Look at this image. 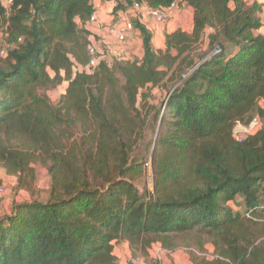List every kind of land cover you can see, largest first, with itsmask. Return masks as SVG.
<instances>
[{"label":"trees","instance_id":"trees-1","mask_svg":"<svg viewBox=\"0 0 264 264\" xmlns=\"http://www.w3.org/2000/svg\"><path fill=\"white\" fill-rule=\"evenodd\" d=\"M104 1L117 18L133 4ZM263 3L185 0L193 29L164 48L133 18L141 55L105 45L89 72L93 0H0V171L31 197L0 211V264H118L122 243L137 260L158 244L192 264H264Z\"/></svg>","mask_w":264,"mask_h":264},{"label":"built area","instance_id":"built-area-1","mask_svg":"<svg viewBox=\"0 0 264 264\" xmlns=\"http://www.w3.org/2000/svg\"><path fill=\"white\" fill-rule=\"evenodd\" d=\"M132 1V6L130 8L131 14L121 13L120 16L115 20L114 23L104 27L103 21L97 11L93 13L90 21L87 24V28L90 31V44L88 46V51L90 54V62L87 66V71L91 72L99 64L101 59L104 58V52L101 49V45L105 46L106 34L107 38L116 40L118 42H125L128 40L130 34L134 31L133 18H139L144 24H148L150 21L156 23H166L170 21L176 13L181 9L180 5L185 3V0H175L170 6L164 8H153L141 3L139 0H130ZM13 0H3V4L6 8L12 4ZM113 14V13H112ZM104 28V30H101ZM100 31V32H99ZM97 40V41H96ZM99 43L101 45H99ZM108 46V45H107ZM105 48V47H104ZM114 51V50H113ZM119 57H130L131 55L125 54L120 49L116 48L115 51ZM5 52L2 50L0 56H4ZM260 120L255 117L248 124L237 121L234 128V134L239 141L244 140L248 135L253 134L257 131V126L259 125ZM7 188L4 184L0 185V206L6 196ZM264 209V204L261 206Z\"/></svg>","mask_w":264,"mask_h":264},{"label":"rangeland","instance_id":"rangeland-1","mask_svg":"<svg viewBox=\"0 0 264 264\" xmlns=\"http://www.w3.org/2000/svg\"><path fill=\"white\" fill-rule=\"evenodd\" d=\"M117 18L114 17L112 19L111 24L115 22ZM108 26V24L104 23V27ZM101 30H104V28H101ZM107 30V29H106ZM106 30L105 33H106ZM210 30H208L209 32ZM100 32V31H99ZM264 32V29L262 30ZM106 45H108L112 50L115 51L116 48L120 49L127 55H133V56H139L140 55V42L136 37H134L133 33L130 34L128 40L125 42H118L116 40L104 38ZM97 41V40H96ZM99 45H101L99 43ZM101 49L104 51V46L101 45ZM68 86L67 82H64L63 84L59 85L57 88L50 89L46 91V93L51 97L53 101H56L61 94L65 91L66 87ZM158 97L161 98L162 95L160 92H158ZM155 117L152 118L151 122L155 123L149 130V136H147V140L153 139L155 137V134H157V121H155ZM262 127V124L259 123V125L256 127L257 130ZM146 146V143H143L139 150L137 151V154L142 151V155L147 156L149 155V148H146L144 150V147ZM151 147V145L149 146ZM0 179L3 180V184L7 188L6 196L0 206V211L3 212L7 207H9L10 201L13 199L15 200H28L31 197L25 192L21 191L18 195H13L12 193V187L15 183V179L11 177L10 180H4V175L0 171ZM48 172L45 168H39L38 169V188H40L42 191V194L39 196L41 199H46L48 194L45 193V189L48 188ZM44 189V190H43ZM211 249V247H210ZM116 253L119 257L118 264H131V262H134L136 264H144V263H153L155 264L157 261L159 264H192L189 258V253L185 247H181L176 249L175 251H166L162 249V247L158 244L154 245L150 251V257L149 258H140V259H133L132 253L129 249V247L122 243L116 246Z\"/></svg>","mask_w":264,"mask_h":264},{"label":"crops","instance_id":"crops-1","mask_svg":"<svg viewBox=\"0 0 264 264\" xmlns=\"http://www.w3.org/2000/svg\"><path fill=\"white\" fill-rule=\"evenodd\" d=\"M260 2H264V0H259ZM93 3L96 7V11L101 17L103 24H111L112 19H114V16L112 14V11L114 9V2L113 1H104V0H93ZM263 12L261 14L262 20H263V27L259 32H262L264 29V3L262 6ZM127 14H131V10L129 9ZM193 15L194 10L191 6H185L184 8H181L176 15L168 22L166 23H156L154 21H150L147 26L151 29L153 32V42L154 46L156 48H164L165 47V33L166 32H173L178 28H181L186 31H191L193 29ZM264 33V32H262ZM134 37L139 40L140 42V51L142 52L141 47V39L138 33H133ZM107 38V34L105 35ZM110 39V38H108ZM140 52V55H141ZM4 180H10L11 177L6 176L4 173ZM15 179V178H14ZM4 183V182H3ZM15 184V183H14ZM13 184V185H14ZM8 209V207L6 208Z\"/></svg>","mask_w":264,"mask_h":264},{"label":"water","instance_id":"water-1","mask_svg":"<svg viewBox=\"0 0 264 264\" xmlns=\"http://www.w3.org/2000/svg\"><path fill=\"white\" fill-rule=\"evenodd\" d=\"M167 98H168V97H167ZM165 103H166V101L164 102L163 107L165 106Z\"/></svg>","mask_w":264,"mask_h":264}]
</instances>
